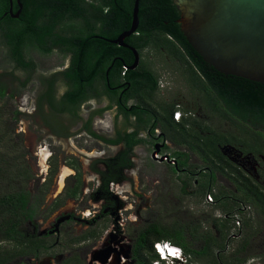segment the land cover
<instances>
[{
  "label": "trees",
  "instance_id": "1",
  "mask_svg": "<svg viewBox=\"0 0 264 264\" xmlns=\"http://www.w3.org/2000/svg\"><path fill=\"white\" fill-rule=\"evenodd\" d=\"M64 1L63 5L65 4V6L53 12L54 22L49 25H43L41 19H43L46 12L44 5L46 3L43 1L21 0L23 3L21 17L19 20H13L12 17L6 18L4 16V13L8 10V0H0V31L9 50L6 58L13 63L17 70L24 73L27 71L32 73L36 70L34 62L26 56L27 47L33 46L41 53L48 55L53 52L55 46H58L62 49L61 52L63 54H72L73 62L70 70L66 73L58 74L60 77L64 76L62 78L66 80V93L57 99L54 94L56 75L51 79L43 78L42 82L49 84L48 90L50 92L47 91L46 94L41 96L39 111L42 115L44 114L43 102H47L52 107V110L55 111L53 115L68 113L73 120H80L79 109L81 104L90 99L94 93L98 97L103 95V92H97L93 89L95 78H97L102 67L112 64L111 54L120 55L122 51L111 53V47L113 46L116 49V46L111 45L112 43L108 41H94L92 32L96 29V25H102L100 27L101 33H107L106 36L108 38L114 39L118 34L125 31L126 11L132 14L133 19L135 0H100L97 5L92 3L89 7H85L84 0ZM109 4L113 10L109 13L104 12L103 7ZM139 7L141 25L138 32L141 35V39H143L142 47L151 44L158 51L165 49L167 56L171 59L185 62L189 67L188 73L191 78L193 74L195 75L196 81H192L194 88L196 87L209 96L212 107L211 112L223 117L232 125L242 127L245 130L248 129L247 131L256 137L254 144L245 149V152L255 153L256 155L264 153V129L261 131L250 130L251 125L264 127V84L221 74L208 65L181 32L180 24L178 23L180 13L172 0H140ZM89 8L93 10V14H91L93 16L87 15ZM80 18L84 22L82 28H80L81 30L72 26L67 27L69 28L67 31L68 35L60 37L53 34V29L59 22H63L66 19L75 20ZM71 33L72 35H70ZM132 44L140 46V43L134 40H132ZM124 57L126 58V56ZM117 71L121 77L124 73L126 80L131 82L133 86H141L144 98L149 99L152 94L157 93L159 79L152 67L148 68L145 66L138 72H131L124 62H120ZM4 76L6 75H0V81ZM29 81L30 78L22 84V89L27 86ZM6 93V86L0 84V96L5 97ZM108 95L112 98L110 92H108ZM143 97L141 100H144ZM144 107H147V105H144ZM163 111L167 114L165 126H163V132L167 140L172 144L187 148L197 154L202 161L208 163L209 167L205 169V174L208 180L212 181V184L217 173L230 179L237 190V193L234 194L236 198L235 196L232 198L233 202L231 204H225L224 200L229 197L225 196L223 192L214 194L211 190H208L204 194L205 199L207 195L211 194L216 200L213 205L219 208L222 207L221 209L224 208L226 212L223 218L211 219L214 228L219 232L217 237L209 232L200 231L201 227L198 224L192 226L182 224L167 228L154 222L140 229L135 234L132 253L137 264H152V261L156 258L153 244L167 240L183 247L185 253L195 263H200L205 257H208L207 254L212 248L225 249L224 240L232 242L234 241L233 237L241 239L243 235L242 227L237 235L231 234V222L234 224L233 230L239 228L234 221L236 213H243V208L252 206L259 215L264 217V187L257 184L250 177L245 176L240 169L222 155L220 147L234 142L229 136L214 133L209 127H203L199 122L191 119L176 123L172 118L174 105H167ZM135 113L137 119L142 121L140 110H135ZM13 114L19 115L17 112ZM13 117L15 118L16 116ZM43 120L48 125L44 117ZM247 122H250L251 125ZM157 123H160V119H158ZM90 125L91 119L85 124V128L89 129ZM200 127L207 134L206 136L201 135ZM9 132V129L5 132L0 129V180H9L10 183H13L16 178L13 177V173L10 170L15 164L8 167L11 165L12 160H7V156L10 155L8 146L12 142V140L6 141V134ZM91 135L104 140L110 145L124 144L125 154L145 142L144 139L138 138V132L129 134L127 137L120 135L114 140H106L92 131ZM173 155L175 157L183 156L184 158V160L180 161L179 168L188 166L189 157L186 153L175 152ZM69 165L73 166L78 172L74 179L73 187L67 186L66 192L60 195L49 207L47 210L48 214L58 210L67 199L78 197L82 175L80 165L78 161H74ZM56 168V161H53L50 166L51 173L48 182L42 186L43 194L48 192L50 183L57 173ZM177 169V167L176 169L172 167L173 172H177ZM110 174L112 177H116L114 174ZM21 175L26 180L31 177V173L28 170H25L22 174L18 173V184H21ZM102 175L107 177L105 174ZM208 180L201 184L200 188H206ZM108 181L105 179L104 183L106 184ZM22 190L21 187L14 188L13 184L9 185L5 190L0 187V264H10L17 257L33 254L37 249L47 248L46 244L48 242L45 239L32 240L27 238L23 232L22 226L25 223V215L23 210L24 201L21 196ZM182 226L186 227L181 229ZM187 234H189L190 240H188ZM92 235L93 231H88L86 234L77 237L76 241L87 239ZM5 243L8 245H4ZM16 245L19 248H15ZM249 251H251L250 243L249 241H244L240 248L237 249L235 255L230 258V263L228 264H243L248 258H240L239 255ZM207 264L226 263L215 261Z\"/></svg>",
  "mask_w": 264,
  "mask_h": 264
},
{
  "label": "rangeland",
  "instance_id": "2",
  "mask_svg": "<svg viewBox=\"0 0 264 264\" xmlns=\"http://www.w3.org/2000/svg\"><path fill=\"white\" fill-rule=\"evenodd\" d=\"M72 26L77 28L82 27V24L77 22L65 24L66 28ZM2 36L3 34L0 31V75L4 74L6 76L2 78L0 84L6 86L7 93L5 97L0 96V129L2 132L10 130L6 134V141L12 140L8 146L10 149L8 153L10 155L7 156V160H12L11 165L9 164L10 166L8 167L15 164L12 170H9L16 179L13 183H10L9 180H0V187H2V190H5L9 185L13 184L14 188L21 187L23 189L21 196L24 201L25 223L23 230L25 231V235H33L36 232L43 234L44 232L41 231L52 229L60 215L69 214L70 212L71 214H77L83 206L91 209L90 205L95 204L92 196L100 183L99 177L101 173L107 177L111 176L110 173H112L116 178L118 177L115 181L119 183L117 184V192L126 206V224L124 227L126 230V244L132 243L133 237L140 229L154 222L167 228L182 224L189 226L198 224L201 227L200 231L209 232L215 237L218 236L219 232L214 228L211 219L225 217V209L207 203V198L205 199L202 193L192 195L189 191L196 189L192 179H188L185 175L178 176L176 173H173L168 165L160 164L154 160L151 155L154 149L149 146V142L147 141L149 138L146 133L145 137L147 139H144L145 142L136 146L128 154H125L126 159H124V163L119 161L113 168L111 165L117 160L118 155L126 153V149L122 145L115 147L108 146L106 143H103L104 140L98 141L94 139L90 131L74 134L68 139L53 137L52 134H64L66 130L76 133L77 124H82L84 127L89 118L92 119L94 116V114L91 115L94 110L99 109L97 105L101 103H98L97 100L83 104L79 109L82 121L73 120L69 114L53 115L49 111L46 102H43L44 114L42 115L39 111V95L45 87V84L42 82L43 78L49 79L51 76L56 75L55 78L58 79L56 81V97L59 99L66 92L67 88L61 77L57 74L65 69L67 57H64L63 53L56 51L45 55L30 45L31 47H27L26 49V56L34 62L36 70L32 73L28 71L24 73L17 70L13 63L6 58L9 50ZM150 53L148 51L147 55L150 56ZM150 65L159 78L161 72H166L168 76L171 75V77L162 75V84L164 86L168 83L171 84V90L170 92H166V97L172 103L180 102L184 107H187L194 114V119H191L192 121L199 122L203 127H209L214 133L229 136L234 142L220 147L222 155L240 169L245 176L250 177L257 184L264 187V153L256 155L255 153L245 152V149L254 144L256 137L247 131L248 129L245 130L242 127L232 125V123L226 121L223 117L211 112L212 107L209 96L196 87L194 88L192 81H196L195 75L193 74L191 78V75L188 73L189 67L185 62L173 60L167 54L162 53ZM28 78H30V81L22 89V84ZM156 96L158 105L155 104L153 108H156L155 110L158 112L160 125L165 126L167 114L163 109L167 105L172 104L167 102L165 97L161 96L160 91L156 93ZM158 98L162 101L161 103ZM104 103L102 105H105ZM102 110L105 111L106 109ZM14 112L19 113V115H14ZM102 112H100L99 117H94V121L92 120L95 127H100L99 122L103 123V127L104 125L111 126V123L119 126L111 128L113 136L115 130L123 129V120L116 119L110 111H107L103 115ZM13 116L16 117L14 118ZM43 117L48 125H46ZM247 123L251 125L250 122ZM262 129L264 127H254L253 125L250 127V130L253 131H261ZM97 131L100 130L97 129ZM199 131L201 135H207L203 132L202 127H200ZM103 133L107 134L106 131ZM44 149H47L50 155L52 154V157L48 160L47 164L49 167L47 172L42 174L43 171L40 166L41 158L37 156ZM170 152L186 153L189 157L186 169L192 172L203 171V169L205 170L209 167L208 163L202 161L197 154L187 148L172 146ZM76 160L81 165L80 170L83 175L85 192L78 200L67 199L64 206L57 212L48 214V207L61 195L60 193L55 196V188H57V184L55 183L56 178L58 177L59 179L63 167L71 169L73 166L69 164ZM258 160H261L263 163L260 164ZM53 161H56L57 166V173L53 178L55 182L50 186L51 191L42 194V186L45 183L46 177H49L51 173L50 166ZM123 168L124 170L121 171ZM25 170L31 173V177L29 180H26L21 175V184H18V173L22 174ZM74 173L76 172L74 171ZM207 180L206 174L198 178L200 184ZM72 183V178L65 181V185H72ZM63 191L64 188L62 193ZM211 191L214 194L223 192L225 196L227 195L229 198L224 200L225 204H231L233 202L232 198L235 196L234 194L237 193L231 180L219 173L216 174ZM235 215L238 216L242 225L238 229L235 228L233 230L234 224L231 222V234L237 235L239 229L242 227L243 235L241 239L233 237L234 241L232 242L224 240L223 245H225V249L212 248L207 254L208 257H205L200 263L196 264H207L215 261L228 264L230 263V258L235 255L237 249L240 248L244 241H249L251 251L243 252L239 255L240 258H248L243 264H264V217L259 215L252 206L246 207L243 213H236ZM91 219L89 218V221L85 223L77 220L69 221L63 226L65 233L72 234V238H65L58 253L69 254L72 252L74 256L80 257L81 252L86 251L92 246H99V244L96 245L97 242L101 241L98 235H92L84 239L86 242L83 243L74 241L75 238L82 236V234L88 231H99L102 229V224H104L102 219L97 220V223L94 225H91ZM100 223L101 225L96 226ZM185 227L182 226L181 229ZM35 230L36 232L34 233ZM187 237L190 240L189 234H187ZM52 242H55V238H52ZM4 245L8 244L5 243ZM92 251L87 252L89 260ZM16 264H20V262Z\"/></svg>",
  "mask_w": 264,
  "mask_h": 264
},
{
  "label": "flooded vegetation",
  "instance_id": "3",
  "mask_svg": "<svg viewBox=\"0 0 264 264\" xmlns=\"http://www.w3.org/2000/svg\"><path fill=\"white\" fill-rule=\"evenodd\" d=\"M38 1H43L44 3H46V4H44L45 8H46V12L43 16V19H41L43 25H49V24H51V22H54L53 12H55L58 9H60L61 7L65 6V4L63 5V2H65L64 0H38ZM98 1H100V0H84V3L86 4L85 7H89L92 3L97 5ZM11 2H12V4H11ZM20 2H21V0H20ZM8 4H9L8 10L4 13V16L6 18L12 17L9 14L11 7L13 9L14 15L17 14L18 11L21 9V12H20V15L18 18L12 17L13 20H19L21 17L22 11H23V3L22 2L20 3L22 5V8L19 6L18 0H8ZM103 9H104V12H108V13L113 10L112 6L110 4L103 7ZM139 9H140V7H139ZM139 13H140V10H139ZM91 14H93V10L89 8V12H87V15L93 16ZM132 21H133L132 14L126 11V30H125L126 32H128L130 30ZM75 22L82 24V25L84 24V22L81 18L75 19V20L66 19L63 22H59L54 27L53 34L56 36H60V37L68 35L67 31L69 28H66L65 24L66 23H75ZM140 25H141V21H140V17H139L138 29L132 35L126 37V39L124 40L125 46H121L119 44H113L111 42V41L116 40L125 31L118 34L116 37H114V39H110L106 36L107 33H101L100 27L102 25H98V26L96 25V29L92 32V34H93L92 37L94 38L93 40L94 41L101 40V41L111 42L112 43L111 45L116 46V49L113 46L111 47V49H110L111 53L122 50L121 54L120 55H112L111 54L112 59H113L112 64L111 65L108 64V65L104 66L105 69L102 67V70L99 72V74L97 75V78H95V80L93 82V89L96 90L97 92H103V95L101 97H98L94 93L91 95L90 99H88L85 103H83V104H86V103H89V101H97V100H98L97 101L98 103H101V104L97 105V108H99V109H97V110L95 109L94 112L91 114V115L94 114L93 117L91 116L92 119L89 118V120L91 119L90 128L86 129L85 126L84 127L82 126V124L81 125L77 124L78 128L75 131L76 133H72V132H70V130H66L64 134L55 133L52 135H53V137H56V138L59 137V139H63V138L68 139L74 134H77V133L80 134L81 132H86V131L91 132L92 131V132L102 136L106 140H114V139H117L120 135L122 137H124V136L127 137V135L132 134L134 132H138V138L139 139H147L145 137V133H146L148 138H149L147 141L149 142V146H151L152 149L156 145H159L161 147V155L168 154L171 156V159H170L171 163H169V160H166L164 162H159V161H157V162L160 164L168 165L171 170H172V167H175V169L177 167L178 168L177 172H173V173H176L178 176L185 175L188 179H192L194 182L196 189L193 191H189V192H191L192 195H197L199 193H202L204 196L206 191L211 190L212 181L208 180L209 182H208V186L206 188H200L201 184H204L205 182L200 184L198 181V178H200L202 175H204L206 173V171L204 169H203V171L200 170V171H195V172L193 171L192 172L191 170L186 169L187 167L179 168L180 161L183 159V156L182 157L181 156L175 157L173 155V152L171 153L170 150H171L172 146L177 147V148H184V147H180V146H177V145L169 142L167 140L164 132H163V126L160 125V123H157L158 119H159L158 112L155 110L156 108H153V106L155 104L158 105L156 93L152 94L149 99L148 98L146 99V98H144L145 96L143 97V95H142L143 92H141L142 91L141 86H133V84L131 82H128L126 80V76H124V73H123L122 77L119 76V74H118L117 68H118V64L120 62H124L126 64V66L129 67V69L131 67L136 66L133 70H130V71L131 72H138L139 70L143 69L145 66L150 68L151 67L150 64H152L154 61H156V58H159L162 55V53H164V54L167 53L165 49H161V51H158L151 44L142 47L143 39H141V35L138 32ZM80 28H82V27H77L78 30H81ZM70 35H72V33ZM132 40L137 41V43H140L139 44L140 46H135L134 44H132ZM112 49H115V50H112ZM61 50L62 49H60L58 46H55V48L53 49V52L56 51V52L62 53ZM133 50L136 51L137 57L135 56V53L133 52ZM37 51H39V50H37ZM148 51L151 52L150 56L147 55ZM63 55H64V57H67V64H66L65 69L62 70L61 73H58V74H63V73L68 72L70 70V67L72 66V62H73L72 54H68V55L63 54ZM124 56H126V58ZM136 59H137V64L135 65ZM94 63H97V62H94ZM105 70H106V73H105ZM105 74H106V78H105ZM53 76H55V75H53ZM53 76H51L49 79H51ZM62 77H64V76H62ZM62 77H61V79L67 87L66 80ZM57 80L58 79H56V81ZM56 81L54 82V92H55L54 94H55V96H56ZM49 87H50L49 84H45L44 90L39 95L40 98L43 94H46L47 91H49L48 90ZM107 91L112 94V98L110 97V95H108ZM65 93L66 92H64L62 94V96ZM142 97L144 98V100L143 99L141 100ZM159 101H160V99H159ZM161 102L162 101H160V103ZM102 103H104L105 105H102ZM83 104H81V106ZM47 105H48L49 111L53 114L55 111L52 110V107L48 103H47ZM144 105H147V107H144ZM81 106H80V108H81ZM102 109H106V110L104 111ZM137 109L140 110V116L142 118V121H140L136 117L135 110H137ZM101 111L104 112V113L102 112V115L105 114L107 111H110L115 116L116 119L123 120V124H122L123 129L122 130H115L114 136H113L111 134V130L113 129L112 127H119V126L111 123V126H105L104 125V127H103V123L99 122L100 127H95V125L93 124V121H94L93 118L99 117ZM61 115H68V113H64ZM79 115L81 117L80 113H79ZM81 119H80V121L83 120V119L82 120ZM65 128H67V127H65ZM97 129L100 130L101 132L97 131ZM104 131H106L107 134L103 133ZM92 137H94V136L92 135ZM94 139H97L98 141H102L101 139H98L95 137H94ZM103 143H106V142L103 141ZM106 145L113 146V147L122 145L125 148L124 144H119V145L114 146V145H110V144L106 143ZM124 154L125 153H120V155H118L117 160H115L111 165L112 168L114 166H116L119 163V161L121 163H124V159H126ZM51 156H52V154H51ZM37 157H39V156H37ZM71 169H73L76 172V173H74V175H71L70 177H68V179H70V178L73 179V183H72V185H73L74 179L78 175V172L73 167ZM123 170H124V168L121 169V171H123ZM42 174H43V172H42ZM81 174H82V172H81ZM82 176L83 175H81V187H80L79 192H78V197L75 199L70 198L71 200H76V199L78 200V198L85 192ZM49 177H50V175H49ZM49 177H46V179L44 180L45 183H43V185L47 184ZM99 178H100V183L96 187V190L94 191V195L92 196V199L94 200L95 204L90 205L91 209L87 206H83V208L79 212H77V214H75V213L71 214V212H70L69 214L60 215L57 219V222L54 224V227L52 229H47L46 231H41V232H44L43 234L37 233L35 230L34 231V233L36 232L35 234L29 235V236L26 235L27 238H30L32 240L45 239L48 242V244H46L47 248L41 249V250L37 249L36 252L33 254H28L26 256L17 257L15 259H13L12 264H14V263L16 264L17 262H20V264H64V263L65 264H84V263L85 264H137V262L133 256V253H132L133 241H132V243L126 244V233H125L126 230L124 228L125 224H126L125 223V214H126L125 207L126 206H125V202L119 197L120 195L117 193V190H118L117 184H119V183H117L115 181L118 179V177L117 178L112 177V175L109 177H104L101 173V176ZM57 179H58V177L56 178V182H55V179L52 180V182L50 183V186L54 182L58 185ZM105 179L109 180L106 184L104 183ZM114 179H116V180H114ZM72 185L66 184L64 187L63 193L61 192V195L66 192L67 186L73 187ZM50 186H49L48 192L51 191ZM198 186H199V188H198ZM187 190H188V188H187ZM215 202H216V200L214 201V203ZM52 203H51V205H52ZM63 206H61L60 208H62ZM49 207H48V209H49ZM58 210H56L55 212H57ZM88 212H89V215H86V213H88ZM89 218H92L91 219V225L96 224L97 220H100V219H102V222L104 221V224H102L101 230L93 231V236L98 235L101 239V241L97 242V244H96V245L99 244V246L98 247L92 246V247L88 248L86 251L81 252L80 257L74 256L72 252L69 254L58 253L60 251V248L63 245V241L65 240V238L66 237L72 238V234H66L65 233L63 226L66 223H68L69 221H73V220L74 221L77 220L80 222L82 221L85 223V222L89 221ZM98 225H101V223L97 224L96 226H98ZM22 228H23V226H22ZM23 232L25 233V231H23ZM84 234H86V233H84ZM84 234H82V235H84ZM52 238H55V242H52ZM76 239L77 238H75L74 241H76ZM76 242H82L83 243V242H86V240H81V241H76ZM16 248H19V246L16 245ZM90 250L91 251L93 250V251L91 252V257L89 260L87 252H90Z\"/></svg>",
  "mask_w": 264,
  "mask_h": 264
},
{
  "label": "water",
  "instance_id": "4",
  "mask_svg": "<svg viewBox=\"0 0 264 264\" xmlns=\"http://www.w3.org/2000/svg\"><path fill=\"white\" fill-rule=\"evenodd\" d=\"M172 2L180 13L181 32L208 65L221 74L264 84V0ZM20 3L18 0L22 8ZM139 3L140 0H135L130 30L111 41L113 44L125 46L126 37L138 29ZM20 12L21 9L14 15L11 7L9 14L18 18ZM133 52L137 57L136 51ZM153 149L154 160L164 162L170 159L169 156L157 158L161 152L159 145Z\"/></svg>",
  "mask_w": 264,
  "mask_h": 264
},
{
  "label": "built area",
  "instance_id": "5",
  "mask_svg": "<svg viewBox=\"0 0 264 264\" xmlns=\"http://www.w3.org/2000/svg\"><path fill=\"white\" fill-rule=\"evenodd\" d=\"M170 90H171L170 87L167 88V86L165 87L164 84L159 82V91L161 92V96L165 97L166 101L169 102L170 104H172V105L174 104L175 110L173 113V120L176 122H181L184 119L189 117V113L185 112V107L183 106L182 103H180V102L172 103L170 101V99L166 97V92H170ZM164 156L165 155H157V158L160 159ZM208 199H209V202H213V197L209 196ZM243 209H245V208H243ZM234 221L238 227L241 226V221L239 220L237 215L234 217ZM165 246H167V247H165ZM154 250L162 258H165L167 263H169V264H183L184 262L188 261V259H190V256L187 255L180 246L173 244V243H170L168 241L156 242L154 244ZM169 250H178L179 256L169 255L168 254ZM154 264H161V263L155 261Z\"/></svg>",
  "mask_w": 264,
  "mask_h": 264
},
{
  "label": "bare ground",
  "instance_id": "6",
  "mask_svg": "<svg viewBox=\"0 0 264 264\" xmlns=\"http://www.w3.org/2000/svg\"><path fill=\"white\" fill-rule=\"evenodd\" d=\"M39 157L41 158L40 160V166L42 168L43 173H46L48 170V160L50 159V153L49 151L46 149L41 150V152L39 153ZM74 174V171L71 170L68 167H63L61 169L60 172V176H59V180H58V187L56 188V192H55V196H57L58 194H60L65 186V181L68 177H70L71 175ZM93 214V213H92ZM86 215H89V212L86 213ZM86 217V216H85Z\"/></svg>",
  "mask_w": 264,
  "mask_h": 264
},
{
  "label": "clouds",
  "instance_id": "7",
  "mask_svg": "<svg viewBox=\"0 0 264 264\" xmlns=\"http://www.w3.org/2000/svg\"><path fill=\"white\" fill-rule=\"evenodd\" d=\"M157 74V73H156ZM162 75H166V72H161L160 73V78H159V76H158V79H159V82H161L162 83ZM166 76H168V75H166ZM168 77H171V75H169ZM159 82H158V91H157V93L159 92ZM170 83H168L166 86H167V88L168 87H170ZM165 86V87H166ZM174 105V104H173ZM174 110H175V107H174ZM185 112H187V113H189V117L188 118H186V119H184V120H189V119H194V114L191 112V111H189L188 110V108L187 107H185ZM173 113H174V111H173ZM173 113H172V118H173ZM176 122V121H175ZM182 122V121H181ZM181 122H176V123H181ZM190 127V126H189ZM154 151V150H153ZM153 151H152V153H153ZM152 153H151V155H152ZM158 155H161V152H160V154H158ZM165 156L167 155V156H169V158L171 159V156L170 155H168V154H164ZM52 156L50 155V158H51ZM169 159V160H170ZM259 162H260V164H262L263 162L261 161V160H258ZM118 193V192H117ZM119 194V193H118ZM213 197L211 194H209V195H207V199H206V201H207V203H209L210 205H212V204H214V198H213V202H209V199H208V197ZM246 208V207H245ZM236 216V215H235ZM234 216V217H235ZM162 241H167V240H162ZM158 242H160V241H158ZM168 242H170V241H168ZM156 243V242H155ZM154 243V244H155ZM170 243H173V242H170ZM154 244H153V250H154ZM173 244H175V243H173ZM177 245V244H176ZM178 246H180V245H178ZM181 247V246H180ZM182 249H183V247H181ZM184 250V249H183ZM185 252V251H184ZM154 254L156 255V258L152 261V264H154V262L155 261H157V262H160L161 264H169V263H167V261H166V259L165 258H162L159 254H157L156 252H155V250H154ZM188 255V254H187ZM183 264H196L192 259H191V257H190V259H188V261H186V262H184Z\"/></svg>",
  "mask_w": 264,
  "mask_h": 264
},
{
  "label": "snow or ice",
  "instance_id": "8",
  "mask_svg": "<svg viewBox=\"0 0 264 264\" xmlns=\"http://www.w3.org/2000/svg\"><path fill=\"white\" fill-rule=\"evenodd\" d=\"M165 247H167V246H165ZM168 254L171 256H179V251L178 250H169Z\"/></svg>",
  "mask_w": 264,
  "mask_h": 264
}]
</instances>
